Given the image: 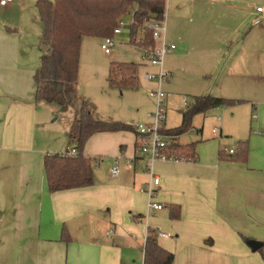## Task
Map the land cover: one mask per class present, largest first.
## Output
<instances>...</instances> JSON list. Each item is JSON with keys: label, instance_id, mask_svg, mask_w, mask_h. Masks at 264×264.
<instances>
[{"label": "crops", "instance_id": "obj_1", "mask_svg": "<svg viewBox=\"0 0 264 264\" xmlns=\"http://www.w3.org/2000/svg\"><path fill=\"white\" fill-rule=\"evenodd\" d=\"M36 2L14 0L0 7V264H135V252L143 264L148 230L173 255L172 264H264V22L253 27L250 21L264 0H166L164 38L176 45L164 61L168 76L180 70L172 60L193 51L220 56L224 62L210 96L241 102L218 108L219 134L211 132V139H204L202 126L192 127L201 136L191 143L193 162H157L149 173L136 156L132 129L97 133L83 149L93 184L54 193L46 187L44 159L73 146L68 135L75 110L35 101L41 59L35 67L34 50L38 47L41 58L43 38ZM137 65L144 75L155 71ZM143 85L146 93L153 87L146 79ZM91 112L97 121L129 126ZM58 119L62 126L53 124ZM163 127L170 129L166 120ZM246 140L242 162L237 144ZM173 143L190 145L181 144L180 136ZM115 158L122 167L113 178ZM125 159L134 162L126 166ZM152 177L159 179L152 189L160 211L148 210L142 191ZM250 241L261 248L253 252Z\"/></svg>", "mask_w": 264, "mask_h": 264}, {"label": "trees", "instance_id": "obj_2", "mask_svg": "<svg viewBox=\"0 0 264 264\" xmlns=\"http://www.w3.org/2000/svg\"><path fill=\"white\" fill-rule=\"evenodd\" d=\"M36 7L43 25V38L39 44L42 50L41 64L34 76L35 101L57 106L61 111L75 107V116L69 130V144L75 145V157L48 155L44 159V176L47 190L51 193L88 187L93 184L91 160L83 155L88 139L97 133L130 130L116 122L97 121L84 100L77 103V81L81 41L84 37L104 39L113 36L118 21L132 13L129 28V44L151 48L154 43L146 22H159L166 11V0H37ZM145 34L136 39L140 29ZM139 65L134 63H110L108 83L120 89L138 87ZM241 102L217 98L210 95L197 96L192 104L180 111L178 127L165 131L171 138L189 132L195 116L218 108L234 107ZM78 104V105H77ZM196 144L171 148L195 160ZM249 143L237 144V156L244 162ZM178 217V212L171 215ZM62 239L68 242L65 230ZM173 255L162 249L155 231L148 230L143 250V264H172Z\"/></svg>", "mask_w": 264, "mask_h": 264}, {"label": "rangeland", "instance_id": "obj_3", "mask_svg": "<svg viewBox=\"0 0 264 264\" xmlns=\"http://www.w3.org/2000/svg\"><path fill=\"white\" fill-rule=\"evenodd\" d=\"M133 11L130 10L129 14L123 17V21L128 27L132 23ZM166 12H168L167 6ZM247 21L249 22V17L244 16L243 22ZM128 27L123 30L121 35L115 37L116 45L109 55H105L100 48L102 39L97 37H84L82 39L78 68L77 95L79 99L77 103L79 104L84 99L88 103L90 110L93 111L94 116L103 117L105 120L120 119L129 124L131 122L145 123V115H148L150 113L148 110L153 108V104L147 97L146 88L143 85L144 72L146 70L140 67V81L135 89H120L111 86L107 81L110 63L140 64L142 50L136 43L133 45L129 44ZM238 40H233V48H235ZM34 56V65L38 67L41 59L38 47L34 50ZM218 58L219 60L217 56L204 55L193 51L176 59V61L175 59L172 60L174 64L177 63L180 66V70L174 72L173 75H169L168 81L162 85L168 100L166 116V126L168 128L173 129L180 125V111L192 104L193 96L213 95L211 86L214 84L215 78L218 77V71L224 62L220 56ZM168 59H171V55L166 56L164 61L167 62L169 61ZM184 102H186V106ZM73 108L75 109L76 105L75 107H70L69 110H73ZM222 115V110L218 109L211 110L208 115H197L192 120V127L199 128L202 126L204 139H211L212 129L217 122L216 118L222 117ZM54 119L55 117L52 118V120ZM53 124L62 126L63 123L58 119ZM251 134V138H256L255 131L252 130ZM200 137V135L197 136L190 130L180 136V143H196L200 140ZM132 255L135 257L132 261L136 260L135 264H139L137 252Z\"/></svg>", "mask_w": 264, "mask_h": 264}, {"label": "built area", "instance_id": "obj_4", "mask_svg": "<svg viewBox=\"0 0 264 264\" xmlns=\"http://www.w3.org/2000/svg\"><path fill=\"white\" fill-rule=\"evenodd\" d=\"M14 0H0V7H5L12 3ZM165 20L166 14L159 22H146L145 26L151 32V38L154 43V46L151 48H146L141 46V56L140 64L148 66L149 68L154 69L155 71L147 72L144 77L145 79L153 84V87L148 90L147 97L152 101L153 109L147 115L148 122H131L129 126L135 132L137 136V150L136 156L138 159L144 161L145 168L147 172H151L152 165L160 163H170V164H188L192 161L185 155L176 152L171 148V137L165 134V129L163 124L166 120L167 109H166V93L162 89L163 83L168 81V73L164 69V60L165 57L171 54L176 46L174 44L167 43L164 38L165 32ZM264 22V5L256 7L254 9L252 26L259 27ZM132 24V23H131ZM131 24L128 25L121 18L118 21L117 27L113 31L112 37H107L102 39L101 50L105 55L111 54L114 46L116 45L115 37L122 34L125 28H130ZM145 34V29H140L138 38ZM186 106V102H184ZM220 121V118L217 119ZM193 133L196 132L195 129H191ZM213 135L219 134V128L214 127L212 129ZM223 153L227 155H233V149H223ZM61 156H70L75 157L77 155L75 145L69 148L66 152L60 154ZM125 165L130 166L134 162V159H125ZM122 159L115 158L114 164L111 167L110 173L113 178H116L120 174L122 167ZM159 179L152 177V182L147 189H143L148 197V210L160 211L163 207L161 204H158L153 201L154 190L152 186H158Z\"/></svg>", "mask_w": 264, "mask_h": 264}, {"label": "water", "instance_id": "obj_5", "mask_svg": "<svg viewBox=\"0 0 264 264\" xmlns=\"http://www.w3.org/2000/svg\"><path fill=\"white\" fill-rule=\"evenodd\" d=\"M248 246L250 247V249H251L253 252L258 251V250L261 248V244L258 243V242H255V241H250V242L248 243Z\"/></svg>", "mask_w": 264, "mask_h": 264}]
</instances>
